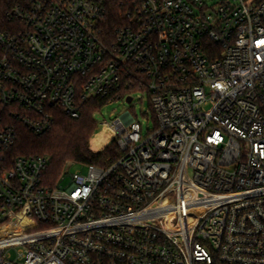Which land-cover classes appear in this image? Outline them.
<instances>
[{
	"label": "built area",
	"instance_id": "built-area-1",
	"mask_svg": "<svg viewBox=\"0 0 264 264\" xmlns=\"http://www.w3.org/2000/svg\"><path fill=\"white\" fill-rule=\"evenodd\" d=\"M107 10L22 0L0 27V264H264V0H129L113 30ZM137 87L147 127L111 120L110 165L52 181L14 154L18 123Z\"/></svg>",
	"mask_w": 264,
	"mask_h": 264
},
{
	"label": "trees",
	"instance_id": "trees-1",
	"mask_svg": "<svg viewBox=\"0 0 264 264\" xmlns=\"http://www.w3.org/2000/svg\"><path fill=\"white\" fill-rule=\"evenodd\" d=\"M22 0H0V27L10 29L12 24L7 19V12ZM108 10L105 28L113 30L125 18L129 0H105ZM131 93L141 89H128ZM122 92H126L123 90ZM105 99L94 98L88 102L80 118H72L62 111L56 113L55 121L50 130L44 134H36L24 124H17V141L14 147L16 156H40L48 160L47 176L57 181L66 165L73 162L79 165L108 166L120 155L115 142L100 152L90 147L91 138L98 127L95 118L104 105Z\"/></svg>",
	"mask_w": 264,
	"mask_h": 264
},
{
	"label": "rangeland",
	"instance_id": "rangeland-1",
	"mask_svg": "<svg viewBox=\"0 0 264 264\" xmlns=\"http://www.w3.org/2000/svg\"><path fill=\"white\" fill-rule=\"evenodd\" d=\"M134 97L135 101L132 104L124 100L113 101L103 106L96 113L95 118L98 121V127L94 132L90 142V147L94 152H100L115 142L116 133L111 126V120L120 116L127 110L132 111L134 114L138 113L140 115L141 121L144 122V127H147L148 121L146 117L142 116V113L148 109V100L146 97H144L143 92L141 91L136 92ZM141 97L144 98L141 99ZM150 123L152 124V122ZM88 169V165L74 164L71 167L72 171L81 170L84 173L87 172Z\"/></svg>",
	"mask_w": 264,
	"mask_h": 264
},
{
	"label": "water",
	"instance_id": "water-1",
	"mask_svg": "<svg viewBox=\"0 0 264 264\" xmlns=\"http://www.w3.org/2000/svg\"><path fill=\"white\" fill-rule=\"evenodd\" d=\"M127 100H128V102H131V100H132V99H131V97H128V99H127Z\"/></svg>",
	"mask_w": 264,
	"mask_h": 264
}]
</instances>
